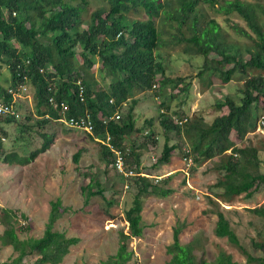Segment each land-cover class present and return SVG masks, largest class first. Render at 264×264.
<instances>
[{
  "label": "trees",
  "instance_id": "trees-1",
  "mask_svg": "<svg viewBox=\"0 0 264 264\" xmlns=\"http://www.w3.org/2000/svg\"><path fill=\"white\" fill-rule=\"evenodd\" d=\"M91 1L0 0V60L11 72L9 86L0 82V99L11 102L9 88H17L25 76L33 89L35 108V115L26 113L20 120L22 103L17 102L20 118L7 116L0 120V164L32 162L51 147L55 124L67 126L65 118L89 115L94 130L88 135L102 149L104 174H108L110 167L114 169L116 158L108 143L124 153L126 165L142 173L144 153L162 136L164 146L155 168L170 164L174 152L180 150L184 160L197 166L216 159L214 169L219 178L210 189L219 200L231 202L243 194L251 200L264 190V138L256 144L247 138L264 117L259 106L264 102V0H102L107 1L106 6L91 12L86 19L84 14ZM209 10L228 16L226 22L247 42L242 45L239 40L230 39ZM130 13H141L146 18L132 19ZM234 15L248 29L233 22L230 18ZM174 47H180L185 56L203 58L197 75L167 74L164 53ZM98 61L105 76L111 78L102 88L93 83L92 70ZM228 66L231 67L227 69ZM214 77L225 84L232 80L243 84L235 97L227 96L211 105L216 113L212 120L206 118L202 109L188 117L184 110L190 99L192 79L201 78L211 87ZM79 81L84 87V101L79 95ZM152 91L160 100L158 124L156 119L146 118L139 126L136 110L140 95ZM180 93L183 96L179 100ZM176 99L180 102L174 107ZM24 135L33 144H39L29 155L16 151L29 147ZM177 138L187 145L186 150ZM175 139L178 142L173 143ZM83 152L81 149L74 155L75 164H79ZM84 175L91 176V182L81 189L84 205L100 196L111 206L113 201L105 195L102 174ZM117 175L130 188L132 197L124 216L129 232H120L117 252L99 264H130L134 252L128 249V241L144 235L142 212L146 199H164L175 193L171 186L173 175L158 181L142 175ZM209 200L214 206L219 205L216 200ZM68 210L60 197L52 200L43 235L21 239L20 232L31 230L30 224L21 223L29 217L19 210L0 207V225L4 228L0 245L11 247L15 254L0 264H61L71 247L80 242V238L56 229ZM250 210L263 222L256 228L257 236L251 239L252 248L260 251L261 256L253 255L242 244L219 206L211 210L218 217L214 234L236 247L247 264H264V204ZM185 227L178 223L174 228V242L168 246L172 255L169 264H240L224 252L213 263H198L194 255L198 245L180 242Z\"/></svg>",
  "mask_w": 264,
  "mask_h": 264
},
{
  "label": "rangeland",
  "instance_id": "rangeland-1",
  "mask_svg": "<svg viewBox=\"0 0 264 264\" xmlns=\"http://www.w3.org/2000/svg\"><path fill=\"white\" fill-rule=\"evenodd\" d=\"M253 1V0H249ZM107 1L92 0L88 11L84 16L90 18L91 12L99 7L106 6ZM211 16L216 17L222 24L223 31L230 39L239 40L242 45L247 39L232 29L226 22L228 16L222 13H215L209 10ZM132 19H143L146 15L141 13H130ZM233 22L248 29L246 23L239 16H231ZM165 64L169 76L197 75L203 64L202 57L185 56L180 47L167 49ZM212 58H216L212 55ZM249 58V57H248ZM82 61V60H81ZM0 82L9 86L11 72L6 64L2 65L0 60ZM231 66H228L230 68ZM102 64L97 62L93 74V83L97 87H104L111 82L101 70ZM207 79V77L205 78ZM214 84L207 87L201 78L192 79L190 99L185 110L188 117H192L202 108L206 118L212 120L216 114L211 105L216 101H224L227 96L235 97L243 82L232 80L223 83L217 77L212 78ZM179 92V89L175 91ZM182 98V93L179 95ZM176 99L175 107L180 101ZM21 111L24 119L26 113L35 115L33 89L22 101ZM264 107V102L259 104ZM260 115L264 114V108ZM160 100L155 96L154 91L140 95V103L136 110L139 118L138 125L141 126L146 118L157 120L161 114ZM195 113V114H194ZM177 117V116H176ZM176 117H173L176 119ZM172 118V117H171ZM55 134L51 147L45 153H41L30 163L25 165L0 164V207L19 210L25 213L29 220L21 221L22 224H30V232H20L21 239L30 237H41L44 233L50 212V202L61 198L63 206L69 208L64 212L56 224V229L64 232L69 237H78L80 242L71 247L70 253L61 264H99L109 256L115 254L119 248L120 232L128 233V222L125 221V210L129 207L132 197L130 188L122 184L118 173L110 167L108 174H104L105 164L101 160L102 149L98 142L92 141L88 132L81 129L62 127L54 125ZM235 138V136L233 135ZM25 141L29 142L26 151L16 150L22 155L30 154L36 150L39 144H33L28 136ZM253 144L260 138H264V129L258 130L247 136ZM100 141V139H98ZM181 147L184 145L178 138ZM176 139L173 143L178 142ZM236 143L240 142L236 140ZM39 143H41L39 141ZM18 145L23 144L18 142ZM164 138L161 136L157 144L150 146L149 151L144 153L142 158V176L152 179L164 178L173 175L171 186L175 193L167 198L146 199L142 212L145 224L144 235L133 237L128 241V249L134 252L130 264H169L172 255L168 253V246L174 242V228L178 223L185 224L180 235L182 244L193 242L198 245L194 255L198 263L215 262L220 252L230 254L233 261L240 264H247L246 258L227 239L219 238L214 234L217 222V214L211 210H222L229 218L232 227L240 237L242 244L255 256H261L251 246V239L257 236L256 228L263 224L250 209L264 204V190L259 192L251 200L245 199V194L225 202L217 199L211 192L210 187L214 185L219 173L214 166L216 159L205 162L201 166L193 162L189 164L183 157V152L177 150L172 155V161L168 165L155 168L156 163L162 155ZM84 150L79 164H75L74 155L79 150ZM262 172H264V152L261 153ZM99 172L101 181L107 188L105 195L113 204L108 206L100 196L94 197L91 203L84 205L81 189L91 182V176L86 173ZM209 198L216 200L218 206H214ZM4 228L0 225V232ZM15 256L11 247L0 245V261H6Z\"/></svg>",
  "mask_w": 264,
  "mask_h": 264
},
{
  "label": "built area",
  "instance_id": "built-area-1",
  "mask_svg": "<svg viewBox=\"0 0 264 264\" xmlns=\"http://www.w3.org/2000/svg\"><path fill=\"white\" fill-rule=\"evenodd\" d=\"M43 71V70H42ZM79 89H80V98L81 101H84V87L81 85V82H78ZM30 92V83L29 79L24 76V82H21L17 88H9V93L12 95L13 99L9 103H5L2 99H0V120L9 117H16L20 118V112L17 110L16 103L21 102L24 98L27 97V95ZM52 101V99H51ZM62 106L64 110L67 109L66 104L62 103ZM116 119L120 118V115H115ZM67 126L74 129H81L88 133H92L94 130V124L91 121V118L89 115L86 116H79V117H71L69 119H64L63 121ZM107 122L106 120L104 121ZM264 129V117L262 116L259 120L258 124V130ZM2 140H6L4 137L1 138ZM108 142L110 140V137L107 138ZM111 150L115 153L116 158L113 162V166L115 171L122 174L124 177H133L136 175H143V173H139L135 167H130L126 165V156L121 150L116 149L113 145L110 143L107 144ZM186 161V160H185ZM186 162H189L191 164V160H188ZM160 178H156V181H158ZM128 187V186H127Z\"/></svg>",
  "mask_w": 264,
  "mask_h": 264
},
{
  "label": "clouds",
  "instance_id": "clouds-1",
  "mask_svg": "<svg viewBox=\"0 0 264 264\" xmlns=\"http://www.w3.org/2000/svg\"><path fill=\"white\" fill-rule=\"evenodd\" d=\"M10 88H11V87H10ZM30 92H31V84H30ZM30 92H29V93H30ZM18 119H19V118H18ZM0 125H1V124H0Z\"/></svg>",
  "mask_w": 264,
  "mask_h": 264
},
{
  "label": "crops",
  "instance_id": "crops-1",
  "mask_svg": "<svg viewBox=\"0 0 264 264\" xmlns=\"http://www.w3.org/2000/svg\"><path fill=\"white\" fill-rule=\"evenodd\" d=\"M202 109V108H201Z\"/></svg>",
  "mask_w": 264,
  "mask_h": 264
}]
</instances>
